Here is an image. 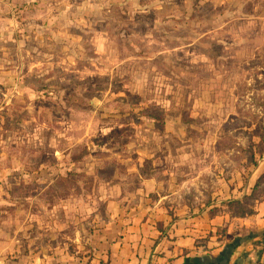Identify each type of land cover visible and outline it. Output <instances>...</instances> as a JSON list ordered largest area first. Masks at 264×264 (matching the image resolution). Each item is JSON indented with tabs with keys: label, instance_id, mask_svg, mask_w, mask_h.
Masks as SVG:
<instances>
[{
	"label": "rangeland",
	"instance_id": "rangeland-1",
	"mask_svg": "<svg viewBox=\"0 0 264 264\" xmlns=\"http://www.w3.org/2000/svg\"><path fill=\"white\" fill-rule=\"evenodd\" d=\"M263 156L264 0H0L13 222L73 228L118 198L222 212L242 193L250 217ZM228 221L221 238L253 230Z\"/></svg>",
	"mask_w": 264,
	"mask_h": 264
},
{
	"label": "crops",
	"instance_id": "crops-1",
	"mask_svg": "<svg viewBox=\"0 0 264 264\" xmlns=\"http://www.w3.org/2000/svg\"><path fill=\"white\" fill-rule=\"evenodd\" d=\"M259 164L264 166V156ZM118 199L106 204L105 215L82 219L72 228L42 225L37 216L32 222H13L9 214L14 205L1 196L0 264H264V196L250 217L214 210L221 200L206 208L183 205L169 214L160 200L130 204L126 198ZM228 219L246 220L243 225L253 230L243 236L234 231L233 222L229 236L221 238L215 230L226 226Z\"/></svg>",
	"mask_w": 264,
	"mask_h": 264
},
{
	"label": "trees",
	"instance_id": "trees-1",
	"mask_svg": "<svg viewBox=\"0 0 264 264\" xmlns=\"http://www.w3.org/2000/svg\"><path fill=\"white\" fill-rule=\"evenodd\" d=\"M263 176H264V174H263ZM243 201H244V200H242V201H229V202H224V203H222L221 206H225L226 209H228V211H229L230 213H232V210L234 209V208H233L234 206H235V207H238L237 213H235L234 215H235V216H238V217H244V216L248 215L249 212H247L246 209H244V208L242 207V205H243V203H244ZM216 211H217V210H216ZM216 211H215V212H212V213H216ZM211 215H213V214H211Z\"/></svg>",
	"mask_w": 264,
	"mask_h": 264
}]
</instances>
